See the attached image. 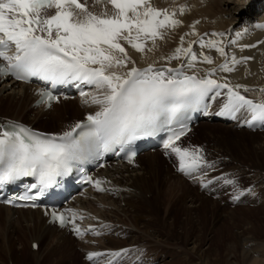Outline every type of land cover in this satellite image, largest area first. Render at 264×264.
Returning <instances> with one entry per match:
<instances>
[{"label": "snow or ice", "instance_id": "1", "mask_svg": "<svg viewBox=\"0 0 264 264\" xmlns=\"http://www.w3.org/2000/svg\"><path fill=\"white\" fill-rule=\"evenodd\" d=\"M94 2L111 4L113 12L109 14L104 10L96 14L80 0H0V58L3 61L0 74H11L17 80L38 77L51 82L52 87L74 82L90 85L96 90L90 102L99 106V110L89 113L84 121L58 134L38 132L18 122L0 125V185L28 176L38 177L44 186L50 185L56 177L67 175L77 162L99 154L101 149L110 151L116 145L124 147L162 130L171 132L163 147L178 157V170L197 179L194 173L213 165L204 159L203 149L176 146L175 142L186 134V126L181 125L178 130L169 127L179 124L188 109L223 96V106L217 115L236 119L237 113L243 111L250 116L245 120L248 126L257 122L264 124V99L254 101L246 97L241 89H250L231 84L227 77L224 82L212 78L219 71L233 72L236 65L251 57L229 56L222 39H204L197 33L195 24L199 21H196L191 33L180 37L175 51L163 58L171 61L183 57L179 67L155 64L137 67L121 41L145 52L147 41H152L154 47L158 39H165V30L175 29L182 23L176 18V11L154 7L151 0ZM52 8L55 14H43ZM184 11L186 6H180L179 12ZM258 27L264 28V25ZM188 35L197 39L189 41L185 47ZM211 35L223 37L224 33ZM196 44L200 49H215L225 57L224 63L208 69L204 75L188 74L186 69L196 68L198 62L214 63L203 51L198 55L193 49ZM40 95L42 99L38 103L47 102L49 107L51 101L58 99L47 88L41 89ZM81 95L88 96L84 92ZM199 179L203 183L204 177ZM212 182L207 180L203 186L208 187ZM94 183L99 190H105L101 188L102 181ZM224 183L234 184L235 181L224 179ZM52 216L62 225L76 219L74 212L71 220L55 211ZM73 231L78 236L84 235L79 225H75ZM127 251L122 249L107 255L119 257ZM100 255L104 253L90 252L88 259Z\"/></svg>", "mask_w": 264, "mask_h": 264}, {"label": "bare ground", "instance_id": "2", "mask_svg": "<svg viewBox=\"0 0 264 264\" xmlns=\"http://www.w3.org/2000/svg\"><path fill=\"white\" fill-rule=\"evenodd\" d=\"M85 4L90 11L96 14H100L104 10H107L109 14L113 12V7L109 9V6L105 4L99 5L95 3L94 0H85ZM151 4L157 8H166L170 12L175 10L176 18L180 19L182 23L175 29L165 30V39H158L154 47L152 41H147V47L143 53L132 48L126 41H121L128 55L131 56L132 60L136 61L135 66L142 67L143 65L155 64L173 67L182 62L184 60L183 57L181 60L171 61H166L163 58L171 55L175 51L180 45V37L184 36L185 33H191V26L196 21H199L198 24H195V28L197 33L203 36L204 39H222L225 50L229 56L234 54L237 58L244 55H249L251 57V59L238 66L234 72L222 74L224 73L222 71L220 77L223 79L227 77L228 82L233 85L240 84L247 86L253 96H264V92L261 91V89H264V31L255 33V37H250L252 40L251 42H260L253 50H249L248 47H245V44H238L237 47H228L227 42L224 41L225 39L227 40L229 33L232 32L233 34L236 32V28L238 29L241 25L246 24L247 21L252 20L250 19L252 16H259L263 11L264 0H156L151 1ZM180 6H186V11L183 13L179 12ZM55 11L56 10L51 9L49 14H54ZM205 33H207L208 36H204ZM212 33H224V36H212ZM195 39H197V36H185L184 46L187 47L189 41ZM193 49L197 51L198 55L203 51L214 60V63L211 65L203 62L197 63V69L202 73L215 67L225 58L215 49H200L198 44L193 45ZM131 66L132 65H129V67ZM120 71L124 70L120 69ZM34 90L35 88L31 85L29 86L0 76V95H2L0 96V105L3 106L7 104L9 110H6L12 113L10 117L0 115V125H2L4 121H24L22 117L24 118L27 114H30L31 111H37L34 120L40 122L41 118H39V116H47L48 112L51 113L55 111L56 113L55 115H51L50 121L53 122L52 124L64 130L60 132H49L62 133L70 129L72 125L83 118V112L85 110L80 101L63 97L61 101H64L65 106L57 107V105L61 103L60 99H57L53 106L50 107L51 111H49L50 108L45 106H35L34 101L36 95L34 94ZM95 92L96 90L94 89L89 92L88 96H84L78 100H83L86 97L90 98ZM6 97L9 99L8 103H4V98ZM218 103L220 102L218 101ZM86 107L87 109L92 108L94 112L99 110V106L93 103L86 104ZM63 115H66L65 117L68 116V119L64 118ZM29 124L36 126L34 123ZM199 126L200 124L196 128ZM193 130L195 129L193 128L186 136L181 138L185 139ZM181 138L178 141L182 140ZM158 154L159 152L144 153V155L137 158L135 165L113 164L101 169L100 175L105 178V180H108L109 187L106 192L107 195H102V198L96 199L97 197L91 196L92 193L88 190L85 191L82 198L77 201L79 202L78 205L81 210L89 209V212H92V218L95 222H101L105 227L112 230V234H122L120 237L115 236L113 238L105 236L106 247L99 248V251L106 250L107 252L105 251V253L107 255L113 252L110 250L115 248L122 250L126 247H133V249L136 248V253H141L142 255L155 253L154 250L158 248H149V242L143 241L142 243L139 238L144 234L148 235V238L161 237L166 233L173 235L174 227L180 223L182 227L189 229L185 233V241L190 242L191 239L195 238V242L192 243L194 244L193 249H196V253L187 254V261L191 264L196 262L197 257H195V255L198 254L199 256L202 245L207 241L206 238L209 231L214 232L210 241L216 240L217 244L215 247L218 254H222L232 248V252L235 255L234 258L221 260V264H264V241L255 240L256 238H250V240L246 238L248 241L244 242L241 247L239 243H237V239L236 245L233 247L227 246L229 236L226 230V223L232 221V223H242L241 225H243L245 222H242V220L252 218L249 217L250 215H247L246 210L258 209H246L245 207L222 208L219 203L212 198L205 197V195L202 196L200 193H194L196 190H194V187H184L176 180L177 177L174 174L175 170L173 165H171L172 163L170 162V164L167 162L161 154H159V156H162L160 159ZM145 156L147 158L144 161V167L142 169L135 168L140 163V159ZM108 172L112 173L108 174ZM127 174L129 177L126 176ZM109 176L111 177L110 179L108 178ZM191 192L194 193V195H190ZM189 196H192L191 205L186 206ZM113 203L120 205L123 213L127 216L129 215V217L131 216L130 220L132 224L141 231V236L138 234L134 235L135 239L138 238L135 241H127L134 232L133 230L116 225L119 224V222L127 225L129 222L121 219L113 220L108 216V212H110V214L117 213V211H113V209L108 207ZM226 209L230 211H228L223 219L219 211ZM80 211L79 214L82 213ZM73 212L74 211L71 213ZM74 213L76 214V212ZM181 216H184L183 221H179L178 219ZM262 220H264V218ZM262 220L261 222H263ZM22 222L26 225L22 226ZM95 222L92 224H96ZM216 222H221V226L217 230L211 225L212 223L217 226ZM249 222L253 223V220ZM14 223L17 225L16 227L13 226ZM114 223L116 224L114 225ZM75 225L80 226L78 222H75L74 226ZM236 225L237 224H235V226ZM140 226H142V228ZM237 226L239 227V225ZM254 227L255 223L252 224V228ZM249 231L251 233V229L248 230L247 233ZM16 235L17 238L14 237ZM83 238L87 239L88 242L91 240V236H83L80 239L79 237H73L68 229V225L63 228L56 226L54 222L49 221V218L45 216L39 208L15 209L10 206L0 205V264H6V259L10 257L12 261H14V264H35L34 261L37 260L40 264H45L44 262H48L53 258L67 263H73L74 260L71 258L73 254L71 257L70 255L71 250H74V242ZM145 239L147 238L145 237L144 240ZM17 242L21 243V250L17 248ZM27 243H29L30 246L36 243L38 248H34V250L31 248V252L27 254L25 251ZM46 243H48L49 248L44 252L43 249ZM84 250L85 249H83V251ZM86 250L85 252L89 254L90 252ZM163 252L155 254H163ZM110 257L111 256L107 255L106 258Z\"/></svg>", "mask_w": 264, "mask_h": 264}, {"label": "rangeland", "instance_id": "3", "mask_svg": "<svg viewBox=\"0 0 264 264\" xmlns=\"http://www.w3.org/2000/svg\"><path fill=\"white\" fill-rule=\"evenodd\" d=\"M8 101H9L8 97L4 98V103H8ZM66 102H74V101H66ZM63 105H64V101H61V103L58 104L57 107L58 106L62 107ZM6 109L9 110L7 108V104L3 106L0 105V115L7 117L12 116V113H10V111H7ZM49 111H51V108ZM36 112L37 111L35 112L31 111L30 114H27V116H25L24 118L22 117V119L25 122L27 121L26 123L28 122L34 123L36 127L40 128L41 130H45L47 132L48 131L60 132L64 130V129H60L55 124H52L53 122L50 121L52 117L51 115H55L56 113L55 111L51 113L48 112L47 116L46 115L39 116V118H41L40 122L34 120ZM63 116L64 118L68 119L67 118L68 116L67 117H65L66 115ZM194 129L195 130H193V132L188 137L182 139L176 146H179L181 148H189V149H194V148L203 149L204 159L208 163L209 162L213 163L214 166H212L211 168H202L199 177L201 176L204 177L203 183H207V180H212L213 182L209 184L208 187H205L206 189H203L202 188L203 183L199 178L191 182V181H187L186 178L183 177L181 174L174 172V174L177 177L176 180H178L184 187H191V188L194 187V190L196 189L194 193L196 194L200 193L202 196L205 195V197L212 198L214 201H217L222 208L245 207L246 209L247 208L258 209V210H250V211L248 209L246 210L247 215H250L249 217L252 218L244 219L245 221L242 220V222H245L243 223L244 226L241 225L242 223L241 224L232 223V221H228L226 223L227 224L226 230L229 236V239L227 241L228 243L227 246L233 247L234 245H236L237 239H238L237 243H239L241 247L243 243L250 240V238L251 239L256 238L255 240L264 241V220H262L264 218V154H263L264 132L253 133L246 129L235 130L233 128H230V126L224 124L221 125L215 122L203 123L200 124L198 128L195 127ZM161 155L159 156L158 154L160 159L163 156ZM146 158H147L146 156L142 157L140 159V163L135 168L142 169L144 167V163H145L144 161ZM111 173L112 172H108V174ZM128 174L126 176H128ZM217 177H223V179H216ZM108 178L110 179L111 177L109 176ZM224 179L234 180L235 183L225 184ZM194 193L191 192L190 195H194ZM102 195H107V193H102L98 195L91 194V196L95 198L97 197L96 199L102 198L103 197ZM234 196H238L239 199L234 200L233 199ZM191 199L192 196L191 197L189 196L187 198L188 202L186 206L191 205L190 203ZM78 203L79 202L75 203V205L80 208ZM113 204L108 207H110V209H113V211L114 210L117 211V213L110 214V212H108L109 213L108 216L111 217V219L113 220L121 219L123 221L129 222L127 225L122 224L120 222L119 224L114 223V225L116 224L123 228L125 227V229L133 230L134 232L131 234V237L127 241L129 242L131 240L135 241L138 238L135 239L134 235L138 234L139 236H141L142 235L141 231L139 230L138 227H135L132 224L130 220L131 216L129 217V215L127 216L126 214L123 213V211L121 210L122 207H120V205L115 203ZM83 211L89 216L90 224L95 222V220L92 218L93 214L92 212H89L90 211L89 209H84ZM228 211L230 210L228 209L220 210L219 214H222V218L224 219ZM256 215L257 217L258 216L259 217L257 218ZM178 219L179 221H183L184 216H181ZM259 219H261L263 222H261V220ZM252 220L253 223L249 222ZM221 222L219 223L216 222L217 226L213 225L212 223L211 225L213 226V228H215V230H217L221 226L220 224ZM95 223L96 225L102 224L101 222H95ZM254 223H255V227L252 228V224ZM22 224H23L22 226L26 225L24 222H22ZM235 224L239 225V227L237 225L236 227ZM13 226L16 227L17 225L14 223ZM140 227L142 228V226ZM250 229H251V233L250 231L247 233V231ZM187 230L189 229L182 227V225H180L179 223L176 227H174L173 235L166 233L161 237L148 238V235L144 234L139 238V240L142 243L143 241H148L149 248H158V249L165 248L163 250L155 249L154 250L155 253L163 252V251L165 252H163V254L147 253L145 255H142L141 253H136L135 250L136 248L133 249V247L132 248L126 247V249H128L127 252L130 251V257H128L129 254L128 255L125 254V256L123 255L124 258H120L121 260L119 261V264H168V263L191 264L190 262L187 261L188 260L187 254L196 253V249L195 250L193 249L194 244L192 243L195 242L194 241L195 238L191 239L190 242L185 241V236H186L185 233L187 232ZM107 234H103L99 238H95V237L93 238L91 234L87 235V236H91L90 242H88V240L85 238L81 239L82 240L81 242L79 239L76 240L75 242L73 241L74 250L73 251L71 250V255H70L71 257L73 254V256L71 257L73 258L72 260H74L73 263L60 261L59 259L56 258H53L52 260L44 263L45 264L46 263L47 264H64V263L90 264L87 260H85L86 256L88 255L85 252L86 249H88L86 251L89 252H98L99 248L106 247L105 236H109L111 238L115 236L116 237L122 236V234L120 235L116 233L112 234V231L111 234L109 235ZM213 234L214 232L209 231L206 238L207 241L202 245L201 251L199 252V256L198 254L195 255V257H197L196 262L192 264H200V263L221 264V260L235 257L234 253L232 252V248L229 251H226L222 254H218L215 247V245L217 244L216 240L212 242L210 241ZM14 237L17 238V235ZM145 237L147 239L144 240ZM16 246L18 249L20 250L22 249L20 242L19 243L17 242ZM26 246L27 247L25 251L27 254L31 252V248L32 250H34V248L37 249V247H34L33 244L32 246H30L29 243H27ZM48 248L49 245L48 243H46L43 249L44 252ZM83 249L85 250L83 251ZM112 250L117 251L118 249L115 248ZM127 257L129 259L132 258V262L129 263V261H127L128 260ZM34 262L35 264L36 263L40 264L38 260ZM5 263L14 264V261H12L10 257L6 259Z\"/></svg>", "mask_w": 264, "mask_h": 264}]
</instances>
